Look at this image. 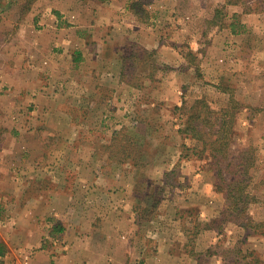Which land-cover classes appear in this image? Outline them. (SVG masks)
<instances>
[{
  "label": "crops",
  "instance_id": "1",
  "mask_svg": "<svg viewBox=\"0 0 264 264\" xmlns=\"http://www.w3.org/2000/svg\"><path fill=\"white\" fill-rule=\"evenodd\" d=\"M91 4L0 0V138L12 142L0 145V237L7 246L0 264H203L202 253L216 244L218 233L202 228L191 247L190 231L165 223L171 215L167 206L140 239L133 185L127 179L122 183V174L113 178L110 163L94 168L84 162L81 145L68 147L67 138L83 134L73 124L76 116L62 112L60 105L58 112L53 108L56 101L109 105L127 100L122 90L140 91L122 80L127 38L155 50L154 63L179 67L184 63L182 43H197L192 48L201 54L204 33L196 37L190 32L187 6L174 0L152 4L156 14L178 13L166 28L159 19L150 27L134 16L130 30L122 0ZM184 67L190 70L186 63ZM54 138L60 140L52 144ZM27 154L43 161L36 163ZM184 164L190 185L180 200L205 225L218 215L213 180L205 178L199 160ZM99 168L111 170L99 176ZM68 170L73 171L69 177ZM6 184L9 189L1 187ZM179 208L172 212L177 215Z\"/></svg>",
  "mask_w": 264,
  "mask_h": 264
},
{
  "label": "rangeland",
  "instance_id": "2",
  "mask_svg": "<svg viewBox=\"0 0 264 264\" xmlns=\"http://www.w3.org/2000/svg\"><path fill=\"white\" fill-rule=\"evenodd\" d=\"M92 1L91 6L98 7L110 0ZM156 1L164 0H122L126 5L127 23L131 22L129 30L133 29L134 16H139L143 24L150 27L159 19L165 28V23L176 18L177 12L166 14L159 10L156 14L152 8ZM174 3L187 6L184 14L190 32L196 37L204 33L200 42L201 54H196L192 48L193 44L197 47V43L185 41L181 45L184 63L172 67L164 62L154 63L155 50H147L139 42L127 38L122 43V80L140 91L122 90V96L127 100L111 101L109 105L107 101H56V107L51 108L58 112L60 105L62 112L76 116L73 124L76 131L81 130L83 137L67 138L66 145L84 147V162L94 163V168L110 163L115 166L113 178L122 174V183L126 179L131 182L135 198L139 197L136 206L142 212L145 210L140 220L143 231L140 239L153 227L151 222L157 221L169 206L171 215L165 223L176 231L177 228L190 231L191 247L202 228H211L218 233L216 244L206 254L202 253L203 264H256V257L264 262V226H246L249 218L254 223H264V0H174ZM238 9L240 11L236 12ZM185 63L190 70L184 67ZM168 97L170 99L166 100ZM197 100L207 101L216 112L204 113L208 121L218 124L223 118L232 119L233 123H228L233 132L229 141L230 157L221 156L215 161L205 154L196 156L195 147L198 146L201 152L203 144L183 138L179 133L184 116L176 107H182L184 102L191 105ZM116 131L121 132L117 138L114 136ZM50 140L55 144L60 138ZM11 144L8 139L0 138V145ZM244 157L243 162L251 164L247 189L251 200L246 214L240 215L233 210L232 199L226 198L227 185L233 177L222 180L216 172L217 169L236 170ZM26 158L30 156L27 154ZM192 159L202 163L205 178L213 180L216 191L213 207L218 215L205 225L198 222L196 211L183 207L180 200L190 185L184 163ZM42 161L41 156L35 160L36 163ZM136 162L138 164L134 166ZM174 164L176 174L172 173ZM110 170L99 168V176ZM93 172L97 173L96 170ZM72 173L66 172L68 177ZM83 175L89 178L88 172ZM1 187L10 188L9 185ZM162 187H165L164 191ZM147 192L151 197L146 196ZM177 206L181 208L176 215L172 207ZM230 219L233 221L228 222ZM160 222L163 223V219ZM223 222L225 224L218 228Z\"/></svg>",
  "mask_w": 264,
  "mask_h": 264
},
{
  "label": "trees",
  "instance_id": "3",
  "mask_svg": "<svg viewBox=\"0 0 264 264\" xmlns=\"http://www.w3.org/2000/svg\"><path fill=\"white\" fill-rule=\"evenodd\" d=\"M139 18V16H138ZM140 21L143 22L141 18H139ZM176 110H179L181 112V116L184 123H182L181 128L179 129V133L183 136V138L190 139L199 143L203 144V149H201V152L198 151V146H196V156H202L205 154L208 156V158H212L215 161H218L221 156L224 158L230 157L229 149H230V135H232V129L231 126H228V123H233L232 119L227 121L224 118L217 124L212 123V120L207 119V116L204 115V113L207 115L208 113H216L212 107L208 104L207 101H201L197 100L191 105H187L186 102H184L182 107H176ZM212 123V124H211ZM215 125L217 127H215ZM228 126V127H227ZM209 128V129H208ZM120 131H116L115 135L116 138L118 135H120ZM114 138V137H113ZM208 152V153H207ZM202 154V155H201ZM116 156V155H114ZM130 156V155H129ZM112 159L115 157H111ZM130 158V157H128ZM245 157L242 159V162L237 166L236 170L230 169L229 171H225L222 169H217L216 176L222 180H226V177L231 178L232 182L228 184L229 190L227 191V200L229 201L232 199L234 203L233 210L238 212L240 215L246 214V207L250 203L251 195L248 193L247 189L250 184L251 180V164L244 163ZM119 163L122 164V157L119 158ZM232 160H230L231 164ZM134 164V166H137ZM175 172V169L172 171V173ZM176 174V172H175ZM169 181L166 183L168 184ZM165 187H162V191H164ZM146 196L151 197V193L147 192ZM136 199H139V197H136ZM145 211V210H144ZM144 211L142 212L141 209H139L138 205L136 206V212L138 214V224L140 225V220L144 216ZM228 222L233 221V219L227 220ZM215 222H217L215 220ZM236 222V221H235ZM225 224L223 222L217 227H222ZM254 224V225H253ZM247 227H262L264 226V223L258 224L254 223L250 218L248 219V224H246ZM7 253V246L5 242L0 237V257H4ZM1 263V261H0ZM256 264H264V262L259 259L255 258Z\"/></svg>",
  "mask_w": 264,
  "mask_h": 264
}]
</instances>
